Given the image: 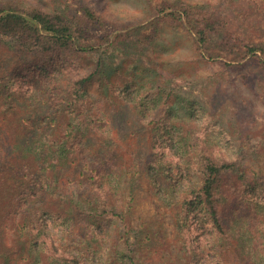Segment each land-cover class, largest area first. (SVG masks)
Listing matches in <instances>:
<instances>
[{
	"label": "trees",
	"instance_id": "16d2710c",
	"mask_svg": "<svg viewBox=\"0 0 264 264\" xmlns=\"http://www.w3.org/2000/svg\"><path fill=\"white\" fill-rule=\"evenodd\" d=\"M82 9L0 0V264H264V166L245 138L167 91L159 63L100 54L126 34ZM183 19L195 60L214 59L213 10L158 15Z\"/></svg>",
	"mask_w": 264,
	"mask_h": 264
},
{
	"label": "rangeland",
	"instance_id": "374dc122",
	"mask_svg": "<svg viewBox=\"0 0 264 264\" xmlns=\"http://www.w3.org/2000/svg\"><path fill=\"white\" fill-rule=\"evenodd\" d=\"M32 1L68 12L83 10L84 5L94 7L104 16L107 32L114 36L119 32L126 34L118 49H101L100 54L104 53L106 58L114 56L117 61L131 57L137 63L152 66L159 63L166 70L163 79L167 91L173 89L180 99L192 102L198 111L205 108L212 112L232 131L235 139L245 138L247 144L241 147L246 148L245 155L253 157L257 167L264 166V53L251 58L246 55V48L239 50V45L248 39L264 46V0ZM179 1L213 10L211 35L215 44L210 41L204 48L214 50V59L195 60L199 56L192 51L193 39L185 19L159 24L158 15ZM104 32L101 29V34ZM139 35L147 36L144 49L140 44L134 46ZM158 47L161 49L156 54ZM95 54L88 55L89 60L97 58ZM176 74L179 78H175ZM122 90L123 87L119 92ZM137 203L144 211L152 205L151 202ZM164 250L165 258L170 257L168 246Z\"/></svg>",
	"mask_w": 264,
	"mask_h": 264
}]
</instances>
